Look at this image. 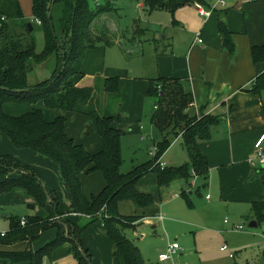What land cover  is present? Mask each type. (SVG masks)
Returning <instances> with one entry per match:
<instances>
[{
	"label": "trees",
	"instance_id": "16d2710c",
	"mask_svg": "<svg viewBox=\"0 0 264 264\" xmlns=\"http://www.w3.org/2000/svg\"><path fill=\"white\" fill-rule=\"evenodd\" d=\"M115 0H105L95 8L89 0H31L33 23H28L22 14L18 0H0V132L15 148L31 150L55 163L67 191L70 212L85 216L90 223L99 221L104 235L113 245L112 264H145L139 249L125 232L135 228L136 217L123 218L118 215L117 204L131 201L135 207L144 208L152 198L136 190L137 182L147 173L153 172L158 186L181 180L185 185L195 178L200 188H205L208 177V161L199 144L211 139V129L220 122L215 114L204 113L200 107L196 115L192 92L178 79H154L148 82L147 96L155 98L150 123L154 131L155 154L147 162L121 173V132L112 127L114 121L103 113V99L106 94L118 91L119 78L94 77L91 85L77 86L71 82L74 76L82 75L81 51L100 45L111 46L108 32L94 34L93 21L112 10ZM141 3L147 12H175L178 8L201 0H127ZM3 19V20H2ZM34 21H39L37 25ZM31 25V30L28 28ZM40 27L44 32V48L35 51L33 31ZM218 33L224 49L230 57L234 54L231 33L223 21L218 22ZM254 65L264 63V47L250 49ZM54 57L55 67L48 80L30 86L28 74L33 65H39L46 58ZM208 86L207 84H205ZM264 90V72L257 75L246 89L254 94ZM42 102L46 109L58 113L47 122L40 110H32L13 117L3 110L6 102ZM264 116V106H263ZM79 114L93 119L101 148L96 154H89L83 146L76 144L66 134V114ZM181 137L182 147L187 152L188 163L180 167H161L160 158L171 143ZM262 168H258V172ZM100 172L105 186L96 196L87 199L81 191L80 175ZM0 174L13 175L0 183V195L20 188L32 197L49 214L46 219L28 217L25 226L20 220L9 219L10 229L0 234L1 245H12L21 241L31 243L49 228L56 229V238L42 249L33 252H0V260L6 264H40L44 254L68 243L78 264H91L88 252L82 247L81 234L84 227L62 219L58 211L59 198L43 186L35 170L22 165L11 156H0ZM200 194V191L198 189ZM188 197L184 190L180 194ZM188 202V201H187ZM104 208L103 211H101ZM60 215V216H59ZM52 223L51 219L57 218ZM251 218L257 225L264 222V202H251Z\"/></svg>",
	"mask_w": 264,
	"mask_h": 264
},
{
	"label": "crops",
	"instance_id": "0c3cea01",
	"mask_svg": "<svg viewBox=\"0 0 264 264\" xmlns=\"http://www.w3.org/2000/svg\"><path fill=\"white\" fill-rule=\"evenodd\" d=\"M18 1L20 7L23 6V2L26 5L29 4V0ZM201 1L200 3L196 2L184 5L173 13L164 10L150 13L148 23L151 26H164L170 23V29L174 31L180 30L185 33L184 38L177 37L171 39L172 50L185 42L183 53L178 58L172 55L170 62L164 64L169 69L164 73L157 71V77L151 78L146 76L154 75H141L138 80L135 78L131 79L126 74L119 77L118 90L122 88L126 90L128 93L126 96H130L129 99L132 98V103L135 105V111L132 112V116L128 110V116L123 110L121 113L112 116L114 113L111 112L109 102L112 95L109 94H106L103 99V113L106 117L114 119L112 127L121 132L120 146H122V143L125 145L126 141L124 139L129 137V135H139L140 141H143L146 133L144 135L141 134L143 131V127L141 126L143 115L142 101L147 96L149 80L162 78L183 81L187 79L186 84L192 92L195 110L203 107L204 113L215 114L220 117V122L211 129V139L199 144L200 150L208 161V177L204 189L208 190L210 188L209 190L211 191L218 188L217 193L212 191V194H218L219 198H223L229 203L234 202L249 206L248 217L250 222H255L257 227L256 221L251 218V202L254 200L264 202V166L259 165L258 161L254 159V143L264 134L262 109L264 106V90L259 94H254L246 91V89L251 86L257 75L264 72V63L254 65L250 55L251 47H264V0H256L254 2L230 0L223 7L217 5L212 14L207 18L200 16L197 11L198 7L204 9L209 7L205 0ZM132 3H135L140 9L143 8L141 3ZM219 21H223L231 33L234 44V54L231 57L224 49L221 36L218 33L217 26ZM196 34H200L201 44L195 41ZM80 72L82 75L72 77L70 79L71 82L77 86H84L82 84L85 83L86 85H91L94 76H87L86 72L84 74L82 65L80 66ZM142 78L145 79L142 80ZM129 99L126 100L127 103H129ZM121 108H123V102L120 103L119 109ZM33 110L42 111L44 119L47 122L53 121L58 115L56 111L46 109L44 106ZM65 116L67 120L66 134L70 138L72 135L70 134V129H68V124L74 117L79 116L89 122L92 121L88 117L74 113H67ZM82 134L84 135L81 138L82 143H76L71 139L76 144L83 146L89 154L98 153L101 148L100 137L90 135L89 130ZM149 136H151L154 143V131L151 124L145 137ZM0 137H3L4 140H1V142L6 146L7 143H11L5 135ZM4 137L8 139V142ZM262 149L264 153V142ZM0 156L3 155L0 154ZM152 156L150 151V159ZM43 159L46 158L43 157ZM147 161L136 162L131 169ZM188 161L187 152L182 147L181 137H178L160 158V166L176 168L187 164ZM34 162L44 167V170L41 171L49 175L46 172L48 170L54 177L53 181H46L44 178L43 180L46 182V189L58 195V211L61 214L59 216L77 226L84 227L81 234V244L88 252L91 264H112L113 245L104 235L102 224L99 221L90 223L89 219L85 216L69 213L70 202L68 194L56 167L50 164L52 163L51 161L48 163L36 157H34ZM258 168L262 169L258 172ZM79 181L82 194L85 197L87 196V199L99 194L105 186V180L100 172L80 175ZM182 182L178 180L165 186H158L156 174L153 172L147 173L137 182V192L149 195L152 198L151 204L144 208L135 207L129 200H123L117 204L119 216L123 218L136 217L137 219L134 222L135 228L127 230L128 232H132V237L135 236L136 239L142 240L146 236L145 232L149 227L152 228L151 234L154 235L156 234V229L164 232V230L169 228L170 224L176 222L177 213L185 211L183 201L180 199ZM192 194L191 192L190 195ZM199 196L202 197L201 191ZM206 196L208 194L203 196V201L209 202L210 197L206 199ZM14 200L12 193L0 195V204H13ZM21 200L24 202L29 201L33 204L34 208L37 206L33 203L32 198L28 199L27 197L25 199L21 197ZM187 201L192 206L189 198ZM34 208L28 207L29 210H34ZM39 208L42 209V214L34 216L40 219L48 218L49 214L47 210L40 206ZM160 216H162L161 219L159 218ZM8 226L10 229V221ZM5 228H7V224L5 226V222H0V231ZM138 232H141L140 238H138ZM55 238L56 229L49 228L31 243L21 241L12 245L0 244V252H23L27 249L36 252L54 241ZM138 242L140 243V240ZM136 247L139 249L140 256L146 264L141 253L142 247L141 249L137 245ZM220 251L225 252L221 248ZM156 261L160 264L157 259ZM0 264H6V261L0 260ZM40 264L78 263L72 255L68 243H63L54 248L49 254H44Z\"/></svg>",
	"mask_w": 264,
	"mask_h": 264
},
{
	"label": "rangeland",
	"instance_id": "374dc122",
	"mask_svg": "<svg viewBox=\"0 0 264 264\" xmlns=\"http://www.w3.org/2000/svg\"><path fill=\"white\" fill-rule=\"evenodd\" d=\"M229 1L225 0V5ZM205 2L209 6L208 8H215L219 0H205ZM104 3L105 0H89L91 8ZM21 10L23 17H25L24 19L28 23H33L31 0H29L28 5L23 2ZM149 15L150 13L146 9H140L135 3L130 1H113L112 10L100 14L91 25V31L96 35L107 31L112 45H100L94 49H82L80 58L84 74L86 72L87 76L93 75L102 79L109 77L119 78L126 74L129 78L138 80L141 75H154L146 76L154 78L157 77V71L164 73L168 70L169 67L164 64L170 62L172 55L177 58L181 57L185 46L184 42L182 43L183 45L180 44L172 50L171 39L184 38L185 33L180 30L174 31L170 29V23L164 26H151L148 23ZM33 37L35 40V51L40 53L45 43L44 32L40 27H35ZM54 67V57H47L43 63L33 65L32 71L28 74L30 86L48 80ZM144 79L142 78V80ZM182 83L186 85L187 79L183 80ZM82 85L85 86L86 83ZM186 87L188 88L189 86L186 85ZM116 93L109 94L112 95L109 99L111 112L114 113L112 116L121 113L122 110L127 116L128 110L132 116V112L135 111L132 98L129 99L130 96H126L128 93L123 88ZM128 99L129 103L126 102ZM121 102H123V108L119 109ZM134 102L136 103V101ZM154 104V97L145 96L142 101V135L147 134L150 128V118ZM41 107H43V104L40 101L35 104L6 102L3 105V110L7 115L16 117ZM195 111L197 115L198 109ZM91 120L89 122L83 117L76 116L68 124V129H70V134L72 135L71 138L76 143H82L81 138L84 137L82 133L87 130L90 131V135L98 137L93 119ZM145 135L143 141H140L139 135H129V137L124 139L126 141L125 145L122 143V146H120L122 157L121 173L130 171L136 162L150 160L149 154L150 151L153 152L154 143L151 136L145 137ZM0 136L4 135L0 132ZM4 138L8 142V139ZM1 140H4L3 137H0L1 155L11 156L20 164L31 166L45 188L46 182L44 180H54L51 172L46 171L49 173L50 178L47 173L41 171L44 170V167L34 162V157L48 163L49 159V161L47 158L43 159V156L28 149L15 148L11 143H7L6 146ZM50 164L56 167L60 176L57 165L53 164V162ZM9 177H13V175L4 176L0 174V183ZM181 185L182 190L185 191L186 196L191 200L192 206L189 205L185 197L180 196L183 206H185V211L177 213V220L174 224H170L169 228L164 230V232L156 229L157 231L154 235L151 234L152 228L149 227L145 232L146 236L142 240L136 239L135 236V238L132 237V232L127 231L125 234L140 249L142 247L141 253L146 264H158L156 261L158 256L166 253L167 247L173 243L178 244L181 250L177 255L173 256L172 260L163 264H264V222L256 228L248 227L250 223L248 217L249 206L234 202L229 203L223 198H219L218 194H212V191L217 193L218 188L211 191L209 190L210 188L203 190V188H200V180L198 178H194L188 185L183 184V182ZM198 189L201 191L202 197L199 196ZM191 192L193 193L192 195H190ZM8 193H12L15 200L13 204H0V222H5V226L7 224V228L1 230L0 234L9 231V218L21 220L42 214V209L39 208L40 205L23 189L14 188L10 192L3 194ZM205 194L210 197L209 202L203 201ZM21 197L25 199L27 197L28 199L32 198L33 203L37 205L36 208L29 210L28 207L33 204L29 201H22ZM52 221H55V219H51L49 223H52ZM237 227H242L243 230H236ZM138 234V238H140L141 232H138ZM138 240H140V243ZM223 246L227 247V251H220Z\"/></svg>",
	"mask_w": 264,
	"mask_h": 264
},
{
	"label": "built area",
	"instance_id": "2783aa9c",
	"mask_svg": "<svg viewBox=\"0 0 264 264\" xmlns=\"http://www.w3.org/2000/svg\"><path fill=\"white\" fill-rule=\"evenodd\" d=\"M247 1L254 2L256 0H247ZM217 5L223 7L225 5V0H219ZM215 8L204 9L202 7H198L197 11L200 14V16L207 18V17H209L212 14V12L214 11ZM35 22H36V24L40 25L39 21H35ZM195 41L197 43H199V44L202 43V40L200 38V34H196ZM263 142H264V134L261 135L256 140V142L254 143V150H255L254 159H256L258 161L259 165H262V166H264V153H263V149H262ZM154 154H155V149H153V152H151V155H154ZM161 167H162V165H161ZM194 178H195V176L193 175V179ZM208 197L209 196H206V199H208ZM103 210H104V208L101 211H103ZM78 215H80V214H78ZM159 218L161 219L162 216H160ZM25 223H26L25 219H21L20 220V225L21 226H25ZM236 230H242V227H237ZM1 235H3V234H1ZM180 250H181V248L176 243H173V244L169 245L167 247L166 253L161 254V255L158 256V262L159 263H165V262H167L169 260H172L173 256L177 255ZM221 250L222 251H226L227 247L223 246V247H221Z\"/></svg>",
	"mask_w": 264,
	"mask_h": 264
},
{
	"label": "water",
	"instance_id": "95a60500",
	"mask_svg": "<svg viewBox=\"0 0 264 264\" xmlns=\"http://www.w3.org/2000/svg\"><path fill=\"white\" fill-rule=\"evenodd\" d=\"M28 28H29V30H31V25H30V24H28ZM30 208L33 209L34 207H33V206H30ZM248 227H249V228H255V227H256L255 222H250V223L248 224Z\"/></svg>",
	"mask_w": 264,
	"mask_h": 264
}]
</instances>
